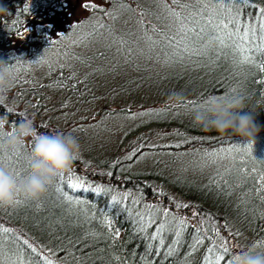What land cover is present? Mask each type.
Masks as SVG:
<instances>
[{
	"label": "trees",
	"instance_id": "16d2710c",
	"mask_svg": "<svg viewBox=\"0 0 264 264\" xmlns=\"http://www.w3.org/2000/svg\"><path fill=\"white\" fill-rule=\"evenodd\" d=\"M55 1L0 0L8 9L0 13V42L18 36L24 44L27 35L18 33ZM253 2L264 6V0ZM86 4L98 8L86 7V13L56 37L48 38L44 28H38L40 35L31 38L33 43L24 49L0 48V58L9 63L18 57L15 80L6 102L0 105V114L11 108V124L25 112L41 133L74 131L81 155L71 170L85 184L73 189L58 177L40 198L20 196V203L0 207V226L14 230L0 231L3 264H45V256L55 264H205L207 249L219 244L221 236L230 249L221 264H228L235 253L264 241V201L255 191L256 178L264 172V130L251 144L231 134L204 130L193 120V110L207 97L233 93L245 97V110L259 113L258 119L264 123V71L260 70L264 52L254 47L261 43L262 34L258 9L241 6L246 13L241 17L242 27L247 23L255 28V39L249 33V51L241 53L231 42L216 47L211 40L215 29L207 18L218 24L228 16L216 6L206 9L197 17L199 25H194L190 19L178 21L169 14L165 5L182 17L191 11L172 4V0H98ZM160 23H165V28L161 29ZM181 24L185 29L196 27L199 36L187 33L188 39H182L185 32L180 31ZM165 50L194 62V75H189L183 89L163 77L164 71L171 70L159 63ZM243 55L251 62H241ZM128 69L134 75L131 80L123 76ZM151 85L153 89H149ZM172 93L182 94L184 103L169 102ZM109 95L111 99L105 102ZM148 99L166 107L146 106ZM112 103L121 108H110ZM125 104H138L139 110ZM178 105L187 106L175 107ZM68 107L71 112L63 113ZM65 114L77 117L71 120ZM118 116L130 121L115 134L111 126ZM82 121L90 123L95 133L78 126ZM106 123L110 133L105 130ZM3 136L0 133V139ZM103 141L111 145L105 146ZM229 145L237 149L232 153L235 159L204 155V151ZM30 150L31 141L18 152H0V165L27 176ZM57 187H63L71 202L56 191ZM133 188L150 191V198L136 203ZM149 204L156 207H146ZM181 204L187 207H179ZM164 208L169 209L168 216L163 214ZM181 218L188 226L179 225ZM151 221L155 223L149 227ZM160 224L164 228L153 239ZM213 227L219 230L218 236L211 231ZM202 236L214 239L205 238L197 244ZM254 247L264 251V244Z\"/></svg>",
	"mask_w": 264,
	"mask_h": 264
},
{
	"label": "clouds",
	"instance_id": "9594fccd",
	"mask_svg": "<svg viewBox=\"0 0 264 264\" xmlns=\"http://www.w3.org/2000/svg\"><path fill=\"white\" fill-rule=\"evenodd\" d=\"M3 12H8V9L0 4V13ZM17 58L13 63L0 58V105L6 102L7 91L15 80ZM168 99L169 102L184 103L180 93H172ZM245 109L246 100L241 95H212L193 110V120L204 130L220 135L231 134L255 144L257 134L264 130V123L259 121V113ZM12 111L9 108L0 114V133H4L0 139V152H18L26 142L31 141L27 159L29 174L18 177L10 167L0 165V206L4 207L13 206L20 196L40 198L81 155L79 141L70 132H38L34 119L25 112H20V119L10 124L9 113ZM232 259L233 264H264V251L250 246L235 253Z\"/></svg>",
	"mask_w": 264,
	"mask_h": 264
},
{
	"label": "snow or ice",
	"instance_id": "6c2138e0",
	"mask_svg": "<svg viewBox=\"0 0 264 264\" xmlns=\"http://www.w3.org/2000/svg\"><path fill=\"white\" fill-rule=\"evenodd\" d=\"M172 4L174 5H179L182 9H191L190 13L188 14L187 17H182L180 12H177L174 8L165 5L169 14L176 17V19L179 21L181 19H190L194 25H199L200 21L197 19V17H201L204 14V11L206 9L212 8L213 6L218 7L219 9H221L222 11L227 12L228 16L227 19H221L219 21L218 24H213L212 23V19L211 18H207V23L209 25H211L214 29H215V34L211 37V40L215 41L216 47H225L228 46V44L231 42L233 44V46L241 53H247L249 51V33L252 32L253 34V39H255V28L247 23L243 24L242 27V20L241 17L245 16L246 13L244 12L243 8L241 6H252V7H256L258 9L257 14H256V18L259 20L260 24V30H261V35L259 37L261 43L259 45H254V47H256V49L258 51H262L264 52V6H258L256 5L253 0H194L193 3L189 4V3H181V0H172ZM85 7H91L93 9L98 8V5L96 4H86ZM25 11H28V9H25ZM212 15L214 16L215 13H212ZM28 31L27 28L24 29V32H20L18 33V35H24V33H26ZM180 31L181 32H185V36L182 37V39L186 40L188 39L187 37V33H196L197 37L199 36V33L196 32V27H191V28H187L185 29V26L183 24H181L180 26ZM200 31L202 32L203 29L201 28ZM174 39V38H173ZM205 47H210V45H205ZM189 50L187 44H185L184 46V51L187 52ZM241 62H251L250 58L247 55H243L242 57V61ZM260 70L264 71V64L260 65ZM187 104L190 105H196V102L194 101H188ZM187 105H178L175 107H185ZM201 106V105H200ZM11 111V110H9ZM145 113H141V115H144ZM251 145H248V150H250ZM234 151H237V149L234 148V146L229 145L228 147H220L217 149H213L211 151H204V155L206 157H219L220 159H224L225 156L227 155L228 157L235 159L234 156H232V153ZM132 156H135V152L132 154ZM129 159H131L132 157H128ZM215 162V161H213ZM241 171H244L243 169H241ZM253 172L255 171V169L252 170ZM18 177L20 176V174L17 172L15 173ZM109 175H111V173H109ZM59 181L62 183H66L68 185V187L76 189V188H84L85 184L84 182L81 180L80 177L76 176V174L70 169L68 172L67 177H65L64 173H61L59 176ZM256 183H258V187L255 189V191L257 193H259V199L261 201H264V172H261L257 178H256ZM56 191L59 192L62 196H64L66 199L69 200V202H71V198L67 196V193L64 192L63 187H57ZM115 199V197L113 198ZM21 201L19 200V198H17V200L15 201V204L20 203ZM77 203H79V201H77ZM136 203H139V201H136ZM14 204V205H15ZM179 207H187V205H178ZM2 207V206H0ZM146 207L148 208H155L156 205L154 204H149ZM163 214L165 216H168L169 213V209L164 208L163 209ZM138 218L140 220L144 219V216L138 214ZM150 219V217H149ZM152 223H155V221H151L149 223V227H151ZM179 225L181 227H186L188 226V222L184 219L181 218L179 220ZM202 224L207 223V221H201ZM107 227H111V223L107 222ZM164 228L163 224H160L157 226V230L156 233L153 234V239L156 238V235L162 231ZM0 231H2L3 233H9V232H13L14 230L11 228H6V227H2L0 226ZM197 233L199 234V229L196 230ZM211 231L215 234V235H219V230L215 227H213L211 229ZM178 234V232H177ZM114 235L116 237L119 236V232L116 231L114 233ZM207 238L210 241H213L214 237L212 236H202L197 240V244H200L203 242V240ZM25 244H28V241H24ZM259 244H264V241H260L258 242ZM258 245H254V246H258ZM29 247H31V245H29ZM2 245H0V252H2ZM33 251H35L36 249H32ZM169 251L171 252L172 250L169 249ZM209 255L204 257V261L205 264H221L222 261H224L225 259H227V254L230 252V249L227 245V241L224 237H220V243L219 244H214L212 247H209L207 249ZM233 257V256H232ZM229 260L228 264H233V259ZM17 259H19V257H17ZM44 261L45 264H55V261H53L52 259H50L49 257L45 256L44 257ZM0 264H3V261L0 260ZM21 264H23V262L21 261Z\"/></svg>",
	"mask_w": 264,
	"mask_h": 264
},
{
	"label": "rangeland",
	"instance_id": "374dc122",
	"mask_svg": "<svg viewBox=\"0 0 264 264\" xmlns=\"http://www.w3.org/2000/svg\"><path fill=\"white\" fill-rule=\"evenodd\" d=\"M97 2L98 0H56L52 6L48 7L46 10H44L42 13L34 16L29 22L28 24H26L25 28L28 29V31L25 33L26 36V41H24L23 44V40L21 38H19L18 36H8L6 37L2 42H0V48L2 49H8V48H16L19 50L24 49L27 45H29L30 43H33L30 41L31 38L35 39L37 36H39L40 34H37L38 28H44V30L46 31V35L48 38H53L56 37V35H58L61 32H64L67 30V28L74 22L78 21L85 13H86V7L85 4L86 2ZM168 16V14H167ZM161 25V29L165 28V23H160ZM23 44V45H22ZM173 51L171 52H167V50H165L164 52H162L160 55V60L159 63L163 64L164 67H170L171 70L168 72H163V77H165L164 79L166 81H170L172 82L174 85V87L178 86L179 88L183 89L186 79L189 77V75H191L193 73L194 75V67H191V65L194 63L193 60L190 57H181L179 55H173L171 54ZM149 53H146V55H148ZM132 71L131 70H127L124 72L123 76L127 77L125 80H131L133 79L134 75H132ZM125 80H122V82H124ZM154 87L151 85L149 86V89H153ZM108 92V91H107ZM106 93V92H105ZM155 94H157V90L154 92ZM107 94V93H106ZM112 95L108 98H106L105 102L108 101L109 99H111ZM153 97V95H151V98ZM15 99H18V96H14ZM150 99L147 100L146 102V106H165L166 105L163 102H154V103H149ZM82 104V103H81ZM127 106L132 105V104H125ZM74 106L75 109L78 107V105H71ZM117 106L118 108H121L118 105H114V103H112L110 105V108ZM134 108L133 110H139V108H137V105H132ZM70 107V106H69ZM69 107L65 109V111L63 113H69L71 112L69 110ZM124 107V106H123ZM142 108V106H141ZM60 115V118L62 121V119L64 118V114ZM67 118H71V120H74L76 117L72 118L74 115H67ZM117 120L112 121V126L113 129L115 130V134L116 133H120V128L121 125L125 123V125H127L129 123V119L124 120L121 116ZM133 119V118H132ZM70 120V121H71ZM59 121V123H60ZM88 124L84 121L79 122L78 126H83L84 128H87L89 130H91L93 133H95V129L90 125V123ZM77 126V127H78ZM105 130L107 132L110 133V127L107 126L106 123V128ZM113 130V131H114ZM162 130H165V127H163ZM159 132H161L160 128L158 129ZM74 131H72L73 134ZM108 138H111V135L108 136ZM103 143L105 144V146H110L111 143H108L106 141H103ZM131 194L134 198H136V201H140L144 200V199H148L150 198V191L148 190H143V189H132L131 190Z\"/></svg>",
	"mask_w": 264,
	"mask_h": 264
},
{
	"label": "bare ground",
	"instance_id": "6f19581e",
	"mask_svg": "<svg viewBox=\"0 0 264 264\" xmlns=\"http://www.w3.org/2000/svg\"><path fill=\"white\" fill-rule=\"evenodd\" d=\"M262 136H264V135H262ZM196 139V138H195ZM199 139V138H198ZM216 236V235H215Z\"/></svg>",
	"mask_w": 264,
	"mask_h": 264
}]
</instances>
